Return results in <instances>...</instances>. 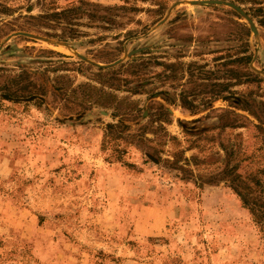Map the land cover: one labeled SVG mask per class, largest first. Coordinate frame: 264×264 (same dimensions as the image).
Wrapping results in <instances>:
<instances>
[{
	"label": "rangeland",
	"instance_id": "1",
	"mask_svg": "<svg viewBox=\"0 0 264 264\" xmlns=\"http://www.w3.org/2000/svg\"><path fill=\"white\" fill-rule=\"evenodd\" d=\"M244 44L250 61L224 65ZM138 48L176 64H150L138 94L114 92L140 109L120 115L110 90L85 85H107L96 67ZM0 68V84L26 70L45 88L0 94V264H143L135 222L158 234L154 248L174 239L164 264H264L232 190L264 191V0H0ZM151 102L168 124L152 122Z\"/></svg>",
	"mask_w": 264,
	"mask_h": 264
},
{
	"label": "trees",
	"instance_id": "2",
	"mask_svg": "<svg viewBox=\"0 0 264 264\" xmlns=\"http://www.w3.org/2000/svg\"><path fill=\"white\" fill-rule=\"evenodd\" d=\"M242 1V0H241ZM83 5V2H79L77 5L61 9L59 11L54 10V12L47 11L43 14L39 15V17H44L46 19L51 20L52 17H55L57 15H60L62 13H65L69 9L71 10L76 8H80ZM7 10L6 12H11L12 10ZM113 9L117 10H128L131 9L127 7L126 5L117 6ZM11 15V13H9ZM260 23H262V20H259ZM243 30V34L247 37L250 35V28L247 27L245 24H239ZM48 35V34H46ZM50 36V35H49ZM247 43V42H245ZM242 52L243 54L241 56H235L234 58H231L232 56L227 54L224 57L229 58L227 60V63H223L224 65L230 64V63H248L251 59V54L248 53V45L244 44L242 45ZM148 48L143 49L139 52V56L137 58H133L131 60H128L126 62H119L115 65L110 66H98L96 67V76H98L101 80L100 83H107V85L101 86V88H94V86H91L90 84L85 85L87 89H93L97 93L103 94L106 92V90H110L107 93V96L113 95L114 92H126L127 94H138L141 90H143V86H141V82L146 81L147 79H150L151 74L147 73V67L150 64H157L163 66L164 71H171L172 67L175 66V63L167 64L166 62H160L157 58H154L148 54ZM229 53V52H226ZM62 57H65L63 54H58ZM221 56H218V59H220ZM217 58V57H216ZM179 65V63H178ZM2 70V68H0ZM7 71V70H5ZM228 72V71H226ZM230 73V70H229ZM157 76L159 74L156 73ZM170 76L168 74H163V78L167 79ZM29 74L26 70H21L17 75L4 76V83L0 84V94L1 99L4 101L7 100H18V99H24L28 100L31 98H36L38 96H43L45 94V88L41 84H37L34 81L28 79ZM80 87H83V85H79ZM157 92H151V96ZM220 93L217 92L212 99H218L220 98ZM105 95V94H104ZM100 97V96H99ZM128 96H121L118 97V95H113V99L115 101L114 109L115 111L120 115H126L128 114L126 111L129 110L130 113L133 111L137 112L140 109L139 108H131L130 106L131 102L126 101ZM87 105H93L97 104L102 107L107 108L106 102L98 104L96 102H91L92 100H88ZM100 101V100H99ZM153 101V100H152ZM86 103V102H85ZM110 103V102H107ZM155 103L157 106V109L150 114V117L152 122H156L159 125L160 124H168L171 121V115L169 110L161 103L159 102H151V104ZM131 109H130V108ZM80 109L81 106H79ZM231 113V112H230ZM232 115L237 116L238 114H235L232 112ZM256 185V189L258 188L259 193L255 195H251L248 191L247 193L242 192L237 186L235 188H232L234 194L238 197L242 208L246 209L248 213L250 214L251 220L254 221L255 225L259 227V231L263 235L264 240V191H262L261 182L259 180H256L254 186ZM257 191V190H256Z\"/></svg>",
	"mask_w": 264,
	"mask_h": 264
},
{
	"label": "crops",
	"instance_id": "3",
	"mask_svg": "<svg viewBox=\"0 0 264 264\" xmlns=\"http://www.w3.org/2000/svg\"><path fill=\"white\" fill-rule=\"evenodd\" d=\"M137 225H139V223L135 222V226H134L135 235H136V237H139L137 239L143 238V239H145V241H147V244L150 245V246H148L147 249L145 248V250H146V251H144L145 255H147V256L149 255V256L146 257V258H142V260H145L144 262L147 261L146 263H143V264H164V261L169 257V255L175 256V254H173V252H171V247H172L171 245L174 244V239L171 236H168V238H167V242H168L167 243V247H165L164 249H162V248H154L155 245L153 244V241H152L151 244H149V240L153 239L152 237H156V235H158V234L157 233H153V231L147 232L144 235L138 234L136 232ZM162 235H164V234H162ZM164 243L166 244V242H164ZM131 255H132V257L140 259V258L137 257V251H136V253L135 252L131 253ZM181 255H182L183 259H188V258L191 257L188 252H186L185 254L181 253ZM128 256H130V254H128ZM146 259H148V260H146ZM133 262L138 264L137 261H133Z\"/></svg>",
	"mask_w": 264,
	"mask_h": 264
},
{
	"label": "water",
	"instance_id": "4",
	"mask_svg": "<svg viewBox=\"0 0 264 264\" xmlns=\"http://www.w3.org/2000/svg\"><path fill=\"white\" fill-rule=\"evenodd\" d=\"M203 3H219V1H205V2H203ZM231 6H233V8H235V9H239L237 6H235L234 4H230ZM240 10V9H239ZM250 30L252 31L253 29L252 28H250ZM17 34H24V35H29V34H27V33H23V32H18ZM143 49L142 48H138V49H135V50H131L130 52H129V55H131V56H133V55H135V54H137V53H139L140 51H142ZM119 62H121V60H117V61H115L114 63H113V65H115V64H118ZM110 66V65H109Z\"/></svg>",
	"mask_w": 264,
	"mask_h": 264
}]
</instances>
